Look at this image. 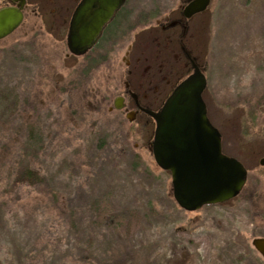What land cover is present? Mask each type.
<instances>
[{"label": "rangeland", "instance_id": "374dc122", "mask_svg": "<svg viewBox=\"0 0 264 264\" xmlns=\"http://www.w3.org/2000/svg\"><path fill=\"white\" fill-rule=\"evenodd\" d=\"M184 3L130 0L135 29L107 69L0 52V264H264L252 245L264 238V0H211L183 35L168 22ZM184 51L206 75L223 152L249 170L238 198L192 213L155 162L154 123L109 109L125 81L159 108L191 71ZM25 170L38 182L19 180ZM98 201L124 219L118 231L98 221Z\"/></svg>", "mask_w": 264, "mask_h": 264}, {"label": "water", "instance_id": "95a60500", "mask_svg": "<svg viewBox=\"0 0 264 264\" xmlns=\"http://www.w3.org/2000/svg\"><path fill=\"white\" fill-rule=\"evenodd\" d=\"M112 1L102 0V6L107 4L110 11ZM124 1L119 0L121 5ZM210 4L211 0H194L184 8L183 15L189 19L205 12ZM86 15L82 11L76 18V22L85 19L86 23H80L81 27L72 30L70 36V46L82 48L75 50L77 55L86 52L99 31L96 23L87 22ZM21 19L19 10L0 11V38L13 32ZM187 57L192 73L175 87L157 112H145L155 121L151 150L159 168L171 173L175 202L186 212H196L236 198L247 182L248 172L240 161L222 152L221 133L210 122L203 99L206 76L189 54ZM252 245L264 258V238L254 239Z\"/></svg>", "mask_w": 264, "mask_h": 264}, {"label": "flooded vegetation", "instance_id": "af4514ba", "mask_svg": "<svg viewBox=\"0 0 264 264\" xmlns=\"http://www.w3.org/2000/svg\"><path fill=\"white\" fill-rule=\"evenodd\" d=\"M192 1L194 0H185V3L180 5L181 18L168 22V28L181 27L183 35L187 32L188 22L199 15H194L189 19L184 17V8ZM129 2L130 0H125L121 5L119 0H113L109 11L107 4L102 6V0H89L87 2L85 0H0V11L16 9L22 13V19L13 32L0 38V45H2L0 46V52L20 50L26 53L33 61H36L38 66L44 70L48 68L54 71L73 70L77 64L76 60H82L78 65L84 70L98 71L103 68L107 69L108 56L119 54L123 47L125 35L135 29V26L130 27V29L125 28L126 23L131 24L132 22L133 13L128 9ZM82 11L87 14L85 16L89 19L87 22L96 23V28L99 31L95 34V41L87 48L86 52L82 55H77L75 50L80 51L82 48L70 46V36L72 30L74 31L77 27H81L80 23H86L85 19L79 23L78 21L76 22V18ZM96 13L100 14V16H97ZM109 13L111 14L110 16H108ZM139 17L154 19V16L150 15ZM139 17L137 16L136 18ZM166 28V26H162L163 30ZM90 34H93V31ZM130 51H132V47L127 52V55L130 54ZM184 53L187 57V52L184 51ZM187 59L190 63L191 71L185 77L192 72L191 61L188 57ZM193 60L199 67L197 61L194 58ZM135 72V65L132 62L126 64L127 77L132 79L135 76ZM181 81L177 82L174 88ZM148 98L145 93L143 95L134 93L131 89V83L125 81L123 93L113 99L109 109L112 113L126 114L129 120L142 116L146 117L144 121L147 126L154 122L145 110L156 112L163 104L159 108L153 109L145 105ZM263 100L262 98L256 99L255 103H258V105L254 104V106L263 105ZM261 166L264 167V165ZM247 171L249 178V170L247 169Z\"/></svg>", "mask_w": 264, "mask_h": 264}, {"label": "trees", "instance_id": "16d2710c", "mask_svg": "<svg viewBox=\"0 0 264 264\" xmlns=\"http://www.w3.org/2000/svg\"><path fill=\"white\" fill-rule=\"evenodd\" d=\"M19 180L23 181H27L31 184L38 182V176L36 173H31L29 171H23V173H21V176L19 177ZM96 210L99 209L101 207L102 211H100L99 213H97V218L98 221L101 224L106 225L107 227H110L112 229H114L115 231H118V228L120 226H122L123 224V218L121 217H116L115 215H113V213H111V211L109 210L110 208L108 207L107 204H105L104 202H97L96 203Z\"/></svg>", "mask_w": 264, "mask_h": 264}]
</instances>
